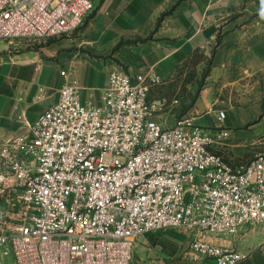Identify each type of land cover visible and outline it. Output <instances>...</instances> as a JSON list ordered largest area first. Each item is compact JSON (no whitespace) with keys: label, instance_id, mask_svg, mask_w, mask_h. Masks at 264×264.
Wrapping results in <instances>:
<instances>
[{"label":"built area","instance_id":"1","mask_svg":"<svg viewBox=\"0 0 264 264\" xmlns=\"http://www.w3.org/2000/svg\"><path fill=\"white\" fill-rule=\"evenodd\" d=\"M100 0H0V39L75 34ZM67 78L29 138L0 146V255L17 264H131L146 234L182 230L201 259L247 254L215 240L264 228V155L234 168L213 136L182 117L164 128L154 73L116 67L100 103ZM223 118L224 113H220Z\"/></svg>","mask_w":264,"mask_h":264},{"label":"crops","instance_id":"2","mask_svg":"<svg viewBox=\"0 0 264 264\" xmlns=\"http://www.w3.org/2000/svg\"><path fill=\"white\" fill-rule=\"evenodd\" d=\"M83 23L66 51L26 38L0 39V146L30 137L31 125L59 100L67 80L62 70L80 82L83 102L98 104L111 70L120 66L132 76L159 75L153 101L170 100L166 91L192 70L203 84L186 115L213 136L216 151L234 168L264 155V0H100ZM81 48L106 62L78 57ZM157 122L170 128L177 119ZM215 242L246 253L238 264H264L262 226ZM184 264L221 263L199 258Z\"/></svg>","mask_w":264,"mask_h":264},{"label":"rangeland","instance_id":"3","mask_svg":"<svg viewBox=\"0 0 264 264\" xmlns=\"http://www.w3.org/2000/svg\"><path fill=\"white\" fill-rule=\"evenodd\" d=\"M92 13L93 11L88 16ZM87 17L85 19H87ZM83 24L85 26L86 23ZM76 38H78V33L71 35L62 34L41 39H31L30 41L39 47L48 49L58 47L63 51H66L72 49L71 43ZM99 54L100 53L98 52L95 54L91 53L88 48H81V51L77 55L80 58L93 60L94 62H106L105 57H102ZM112 55L113 52L110 54V57L113 60H116ZM82 67H80V70L83 69ZM84 69L89 73V70H91L90 65L87 64ZM187 72L188 73L184 75L181 80L175 83L174 88H169L166 91V94H168L166 97L170 96V100L168 98H160L158 100L156 99L157 101H153L149 98L151 104L154 105L153 118L155 121H157V118H161L162 116H171L176 117L178 123L182 117H190L186 115V110L195 102L203 82L195 79L192 70ZM162 91H160V93ZM170 104L174 105V108L172 107L169 109L168 105ZM171 111L172 113H167ZM177 123L175 125H177ZM191 239V235L178 229L148 233L138 241L134 251V259L131 264L191 263L199 259L196 255L189 251L188 245ZM0 264H17V261L12 253H8L3 256L0 255Z\"/></svg>","mask_w":264,"mask_h":264}]
</instances>
